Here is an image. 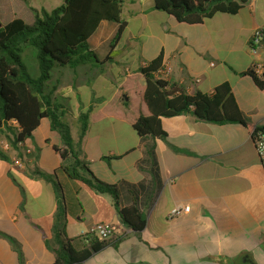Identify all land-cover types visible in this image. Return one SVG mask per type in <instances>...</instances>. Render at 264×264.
Instances as JSON below:
<instances>
[{"label": "crops", "instance_id": "1", "mask_svg": "<svg viewBox=\"0 0 264 264\" xmlns=\"http://www.w3.org/2000/svg\"><path fill=\"white\" fill-rule=\"evenodd\" d=\"M122 20L126 28L113 56L106 46L116 24L101 22L88 40L95 57L119 68L118 82L101 107L93 111L86 105L91 117L126 73L162 54L169 83L192 95L210 94L227 82L249 124L264 127V95L241 75L261 66L264 80V48L250 49L253 34L264 32V0H250L235 15L216 14L199 25L178 23L156 10L153 0H123ZM162 123L164 138H140L126 122L103 117L90 122L82 140L92 173L116 186L119 207L135 203L145 217L139 233L121 223L109 196L59 171L53 148L61 140L48 120L24 144L31 158L22 151L18 159L7 149L6 134H0V152L10 159L0 160V264H20L14 247L25 264L54 263L44 237H51L60 197L69 239L98 223L113 226V241L84 264H264V167L251 134L239 124H210L190 112ZM35 168L55 174L60 197L52 183L34 174ZM175 206L189 211L169 217Z\"/></svg>", "mask_w": 264, "mask_h": 264}, {"label": "trees", "instance_id": "2", "mask_svg": "<svg viewBox=\"0 0 264 264\" xmlns=\"http://www.w3.org/2000/svg\"><path fill=\"white\" fill-rule=\"evenodd\" d=\"M250 0H153L154 8L173 17L178 23L199 25L216 14L235 15ZM123 0H62V4L47 12L29 8L32 20L14 17L0 27V134L5 135L7 149L15 151L22 160V151L31 158V151L24 146L33 140V133L43 119L61 140L53 148L60 159L59 171L68 179L96 194L110 197L123 225L135 233L144 230L146 220L137 206L119 207V194L115 185L98 179L90 170L85 158L82 140L90 122L111 117L126 122L140 138H164L163 119L184 113L200 121L224 125L239 124L251 134L253 142L264 127H253L238 108L231 86L225 82L210 94H187L179 86L162 78L163 56L160 54L145 66L126 73L112 96L95 116L91 111L77 118V137L65 120L64 108L53 99L56 87H50L55 68L75 70L89 63L97 64L88 46V40L101 22L117 25L109 47L113 50L121 41L126 23L122 20ZM258 46L264 48V32L260 33ZM33 52L36 75H31L24 57ZM110 58L107 57L106 61ZM252 79L264 95L263 74L249 70L241 74ZM0 160L10 159L0 152ZM264 167V164H263ZM34 174L53 184L58 197L61 186L55 174L43 173L35 168ZM11 177V175H10ZM13 180V179H12ZM64 204L59 200L53 218L51 237H44L45 246L53 253V264H84L90 256L109 245L113 238H90L84 246L81 237L69 239ZM12 242V239L8 238ZM19 263L25 264L21 251Z\"/></svg>", "mask_w": 264, "mask_h": 264}, {"label": "rangeland", "instance_id": "3", "mask_svg": "<svg viewBox=\"0 0 264 264\" xmlns=\"http://www.w3.org/2000/svg\"><path fill=\"white\" fill-rule=\"evenodd\" d=\"M61 4L62 0H0V22L5 25L18 17L30 23L32 15L29 8L50 12ZM106 48L110 57L113 56L111 49L109 51V44ZM96 58L100 64L89 63L75 70L55 68L51 73L52 81L49 85L57 87L53 99L64 108L65 120L71 126L74 136L77 134V112L88 111L87 104L92 105L93 111L100 108L102 101L110 96V86L118 82L116 78L119 68L113 63L103 62L100 55ZM24 62L30 74L36 75L33 52L24 57ZM43 128L44 126L38 132V138L42 137ZM0 140L3 141V138L0 137ZM1 153L6 156L8 154L5 151Z\"/></svg>", "mask_w": 264, "mask_h": 264}, {"label": "built area", "instance_id": "4", "mask_svg": "<svg viewBox=\"0 0 264 264\" xmlns=\"http://www.w3.org/2000/svg\"><path fill=\"white\" fill-rule=\"evenodd\" d=\"M260 33L259 31H256L251 40H250V49L253 51L254 49H256L258 42H259V37H260ZM256 74L260 75L262 72L261 66H258L256 68ZM169 71L163 68L161 74H162V78L167 80V76H168ZM255 148H256V152L258 154V157L261 161L262 164H264V134H258L255 142H254ZM189 211V207L188 206H184V207H179V206H175L169 213V217H177L179 216L182 212L186 213ZM113 226L111 223H98L96 225H94L93 227H91L90 230H88L87 233L82 234L81 236V241L82 244L84 246L89 245L90 243V238L92 237H97L98 239L104 240V239H108L112 236L113 234Z\"/></svg>", "mask_w": 264, "mask_h": 264}, {"label": "water", "instance_id": "5", "mask_svg": "<svg viewBox=\"0 0 264 264\" xmlns=\"http://www.w3.org/2000/svg\"><path fill=\"white\" fill-rule=\"evenodd\" d=\"M0 27H1V23H0Z\"/></svg>", "mask_w": 264, "mask_h": 264}]
</instances>
